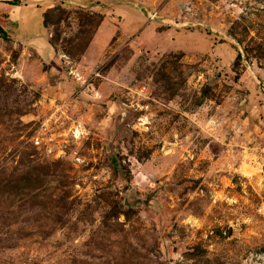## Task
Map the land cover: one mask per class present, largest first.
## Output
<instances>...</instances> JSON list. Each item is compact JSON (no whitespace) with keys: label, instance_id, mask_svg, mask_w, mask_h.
<instances>
[{"label":"rangeland","instance_id":"1","mask_svg":"<svg viewBox=\"0 0 264 264\" xmlns=\"http://www.w3.org/2000/svg\"><path fill=\"white\" fill-rule=\"evenodd\" d=\"M20 1L63 63L4 15L0 264H264V0Z\"/></svg>","mask_w":264,"mask_h":264},{"label":"crops","instance_id":"2","mask_svg":"<svg viewBox=\"0 0 264 264\" xmlns=\"http://www.w3.org/2000/svg\"><path fill=\"white\" fill-rule=\"evenodd\" d=\"M79 1V0H72ZM102 2L100 0H96ZM20 7V6H18ZM11 10V11H10ZM39 10V9H38ZM40 11V10H39ZM39 11H34V17L26 18L24 6L20 8H15L14 6L0 4V21L4 18V15L12 14L15 16V19L11 21L17 22L16 27L12 26L11 33L15 36L16 40L20 45L24 46L26 49L32 51L39 57V59L48 65L53 71L59 72L60 64L62 65L63 60L59 56L55 47L51 42L46 38L45 32L47 31L44 28V17L43 13ZM15 12V13H14ZM13 16V17H14ZM22 21H27L29 27L31 28L28 33H24L20 28L19 24ZM10 23V22H9ZM9 23H6L9 25ZM35 24V27H32ZM33 28V29H32ZM33 30V31H32ZM15 33V34H14Z\"/></svg>","mask_w":264,"mask_h":264},{"label":"built area","instance_id":"3","mask_svg":"<svg viewBox=\"0 0 264 264\" xmlns=\"http://www.w3.org/2000/svg\"><path fill=\"white\" fill-rule=\"evenodd\" d=\"M139 93H141V94H147V88H143V89H141V90L139 91ZM65 112H66V111H63V110H61V109H59V108H55L54 114H55V115H59L58 113H62V114H64ZM52 120H56V121H58L59 119H57V117H56V119H55V118L53 119V117L50 116L46 121H44V122L42 123V128H41V132H42V134H43V132H48V127H49V125H50V123H51ZM42 134H41L40 136H37V137L34 138V143H35V145H36L37 147H41V146L44 144V142H45V139H43V138L41 137Z\"/></svg>","mask_w":264,"mask_h":264},{"label":"trees","instance_id":"4","mask_svg":"<svg viewBox=\"0 0 264 264\" xmlns=\"http://www.w3.org/2000/svg\"><path fill=\"white\" fill-rule=\"evenodd\" d=\"M21 2L22 1H20V0H15L12 3H10V5H12V6H21L22 5ZM0 35L7 36L6 31L4 30V28L1 25H0Z\"/></svg>","mask_w":264,"mask_h":264}]
</instances>
